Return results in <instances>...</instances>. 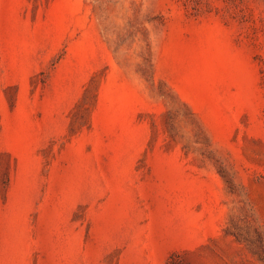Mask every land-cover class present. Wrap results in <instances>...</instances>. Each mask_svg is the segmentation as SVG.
Returning a JSON list of instances; mask_svg holds the SVG:
<instances>
[{"label":"rangeland","instance_id":"1","mask_svg":"<svg viewBox=\"0 0 264 264\" xmlns=\"http://www.w3.org/2000/svg\"><path fill=\"white\" fill-rule=\"evenodd\" d=\"M0 264H264V0H0Z\"/></svg>","mask_w":264,"mask_h":264}]
</instances>
